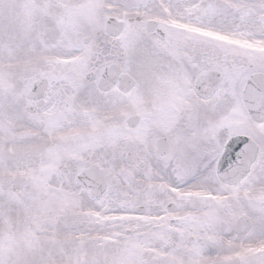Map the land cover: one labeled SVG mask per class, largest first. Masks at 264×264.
I'll list each match as a JSON object with an SVG mask.
<instances>
[{
	"label": "snow or ice",
	"instance_id": "6c2138e0",
	"mask_svg": "<svg viewBox=\"0 0 264 264\" xmlns=\"http://www.w3.org/2000/svg\"><path fill=\"white\" fill-rule=\"evenodd\" d=\"M0 264H264V0H0Z\"/></svg>",
	"mask_w": 264,
	"mask_h": 264
}]
</instances>
